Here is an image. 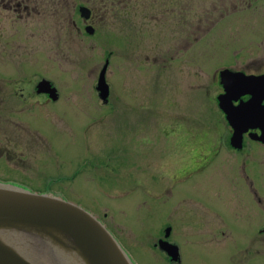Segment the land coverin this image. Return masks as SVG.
Instances as JSON below:
<instances>
[{"label":"rangeland","instance_id":"374dc122","mask_svg":"<svg viewBox=\"0 0 264 264\" xmlns=\"http://www.w3.org/2000/svg\"><path fill=\"white\" fill-rule=\"evenodd\" d=\"M248 3L143 0L138 32L116 29L108 6L94 36L51 3L0 11V182L83 207L134 264H172L156 247L168 228L179 264H264V149L232 152L217 103L221 70L264 72V0ZM41 79L57 102L36 95ZM105 151L103 181L92 157Z\"/></svg>","mask_w":264,"mask_h":264},{"label":"water","instance_id":"95a60500","mask_svg":"<svg viewBox=\"0 0 264 264\" xmlns=\"http://www.w3.org/2000/svg\"><path fill=\"white\" fill-rule=\"evenodd\" d=\"M89 18V15L82 14ZM87 33H94L92 27ZM107 60L100 72L97 91L108 103L110 87L106 75ZM254 76L220 71L225 93L218 96V104L232 128L230 144L242 149L243 137L250 120L255 119L262 134L257 140L264 144V109L251 101L235 109L236 84H250ZM264 79V76L260 77ZM244 80V81H243ZM38 94H47L53 101L59 99L57 89L47 80L37 85ZM250 113L253 115L248 119ZM171 229L166 231V239ZM159 248L173 263L180 262L179 248L168 240H160ZM0 264H134L130 256L95 215L83 207L54 193L34 192L27 188L0 182Z\"/></svg>","mask_w":264,"mask_h":264},{"label":"flooded vegetation","instance_id":"af4514ba","mask_svg":"<svg viewBox=\"0 0 264 264\" xmlns=\"http://www.w3.org/2000/svg\"><path fill=\"white\" fill-rule=\"evenodd\" d=\"M57 1V4H56ZM256 0H250V3H248V8L250 9ZM56 6L57 11H68L69 14L67 16L75 17V19H70V29L73 31L78 32L79 34H82V32H85L89 26L92 27L94 33L92 36H94L96 33H98L100 30L98 29V23L96 16L107 9L109 6L110 10H113V15L118 19L119 23H113L114 26H117L116 29H118L121 32H138L140 22L142 21V7H143V0H0V11H13L15 13L19 14H32V13H40L41 10L47 9L48 6ZM237 9V8H236ZM82 14L89 15V18L83 17ZM138 25V26H137ZM88 35V34H86ZM89 36V35H88ZM138 36V35H137ZM195 41H198L195 40ZM107 45L112 46V44L116 43L117 40L111 39V36L107 38L105 41ZM123 43L126 42V44H130L127 46H131L135 42V38L132 40V38H126L122 41ZM121 42V43H122ZM183 47L189 46V41L182 45ZM237 73H244L247 76H254L255 79H252L250 81V84L247 85L246 82L242 83L241 81L236 84V92H235V100L233 102V105L235 109H239L243 104L249 102L252 100L253 96L257 98V105L261 106V108L264 109V79H261V76H264V72L259 74L254 73H246L243 70H235ZM244 81V80H243ZM220 85V84H219ZM220 94L224 93V90L222 86L220 85ZM36 91V95L43 98L44 105L48 102H52L48 95L46 94H37V89H34ZM21 97L24 99L25 94L21 93ZM261 100V101H260ZM110 101V99H109ZM105 106L109 105V102L107 104H103ZM253 115V113H250L248 116V119ZM107 118V116H106ZM106 120V119H105ZM251 127L249 128L248 132L245 133L243 138V147L242 149H232L229 148L232 152L241 155V154H248L251 155V152L248 153V145L257 148L260 147L264 149V144L257 140L258 137L261 136L262 130L258 126L260 125L259 122L255 119L250 120ZM41 138H39L40 140ZM188 138L185 139V143L187 142ZM230 146V145H229ZM252 148V149H253ZM94 154V153H92ZM109 153L105 151L103 154H100L99 156H96L94 154V157L92 159L94 162H92V170H100L97 168V162L96 159H109L107 157ZM110 162H100L101 166H104L105 170L107 171V167ZM101 171V170H100ZM101 179L103 181H106L109 177H112V173H105L103 174L102 171L100 173ZM249 180V186L251 189L253 182L250 180V177H247ZM252 191V190H251ZM254 196L256 197V193L254 191ZM259 201H261L259 199ZM264 231V229H263Z\"/></svg>","mask_w":264,"mask_h":264},{"label":"bare ground","instance_id":"6f19581e","mask_svg":"<svg viewBox=\"0 0 264 264\" xmlns=\"http://www.w3.org/2000/svg\"><path fill=\"white\" fill-rule=\"evenodd\" d=\"M59 196V195H58ZM62 198V197H61Z\"/></svg>","mask_w":264,"mask_h":264}]
</instances>
